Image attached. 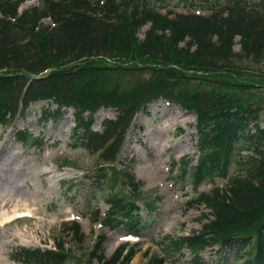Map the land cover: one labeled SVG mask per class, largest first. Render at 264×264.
Here are the masks:
<instances>
[{
    "label": "trees",
    "instance_id": "trees-1",
    "mask_svg": "<svg viewBox=\"0 0 264 264\" xmlns=\"http://www.w3.org/2000/svg\"><path fill=\"white\" fill-rule=\"evenodd\" d=\"M21 1L0 0V122L39 101L56 105L52 112L43 110L45 123H57L60 110L71 108L73 147L99 152L101 166L114 168L118 180L136 191L134 175L114 167L135 115L160 98L193 111L199 155L194 165L183 163L180 177L188 176L198 188L215 178L226 179L230 168L242 175L229 177L226 189L215 186L194 199L193 204L205 205L213 216L198 234L167 238L163 245L170 254L189 248L187 264H264L261 107L234 95L264 88L240 65L264 60V0H42L17 15ZM174 1L208 15L171 18L170 12L160 13ZM46 18L54 25L43 23ZM146 24L150 27L139 40L137 34ZM236 36L239 53L233 49ZM126 77L130 82L121 85ZM189 80L196 85L188 88ZM210 82L215 87L205 90ZM102 108L114 109L116 116L95 131L94 116ZM19 138L23 143L34 140L24 133ZM105 170L98 168L94 176L97 190L107 177ZM107 203L105 216L99 219L96 211L93 222L100 220L103 228L112 230L124 224L128 232L140 233L146 221L134 201L117 196ZM146 208L149 212L152 206ZM65 228L82 241L76 222ZM104 242L99 236L89 262H131L135 250L123 256L125 246L106 259ZM213 243H218L217 259L206 262L199 252ZM69 256L61 243L53 251L11 252L12 260L24 264H64ZM150 263L161 260L153 256Z\"/></svg>",
    "mask_w": 264,
    "mask_h": 264
},
{
    "label": "rangeland",
    "instance_id": "rangeland-1",
    "mask_svg": "<svg viewBox=\"0 0 264 264\" xmlns=\"http://www.w3.org/2000/svg\"><path fill=\"white\" fill-rule=\"evenodd\" d=\"M40 1L26 0L22 8L36 6ZM187 8L174 1L161 13L171 11L169 17L172 18L177 13L194 12ZM196 12L205 14L199 10ZM147 28L143 26L137 34L139 40L143 39ZM239 42L240 38L236 37L233 46L236 52H240ZM240 65L250 70L245 72H249L252 78L264 84V60L260 63L244 60ZM125 82H130V77L124 78L121 85ZM195 85V81L189 80L188 88ZM213 87L215 83L210 82L203 88L210 90ZM234 95L243 101L249 100L254 107H261L259 113L264 128V88L235 91ZM47 109L54 111L56 106L53 102H37L30 105L24 114L16 115L13 120L7 119L0 125V166L5 169L6 163L12 164L7 181L0 184V220L15 212L29 215L28 218L11 220L5 229L0 230V234L5 236L0 239V264H24L11 259L14 249L53 250L58 243L70 255L64 264H100L96 259L89 262V255L97 243V236L104 232L103 252L106 258L120 245L126 244V250L133 247L136 251L130 264H150L153 255L162 260V264H187L191 260L188 248L170 254L163 241L199 233L212 219L209 209L193 204L198 194L209 191L211 185L204 183L195 189L188 176L184 180L179 178L182 158L195 164L198 155L193 112L159 99L148 106L146 113L136 115L115 162L116 170L128 168L137 183L140 182L134 191L131 185L118 180L114 168L106 170L107 179L101 190H97L94 172L102 164L98 153L73 147L70 133L74 125L72 109L60 110L58 123L52 120L43 123L42 111ZM115 116L114 109L102 108L94 117V130H100L103 121ZM20 132L29 134L34 140L22 143L18 137ZM0 174L1 177L6 175L4 171ZM238 174L242 175V172L230 168L227 177ZM227 180L215 181L219 188L226 189ZM117 196L134 201L142 209L141 217H146L137 238L124 236L129 233L124 224L114 231H103L98 224H91V216L97 210L104 214L107 200ZM146 204L152 206L148 214ZM67 221L80 224L82 241H78L74 231L65 228L68 224L64 222ZM217 249L214 244L199 253L206 261L215 260L213 252Z\"/></svg>",
    "mask_w": 264,
    "mask_h": 264
},
{
    "label": "bare ground",
    "instance_id": "bare-ground-1",
    "mask_svg": "<svg viewBox=\"0 0 264 264\" xmlns=\"http://www.w3.org/2000/svg\"><path fill=\"white\" fill-rule=\"evenodd\" d=\"M12 164L11 163H6V165H5V169H3L2 168V166H0V173H1V171H4L5 173H6V175H4V177L2 176L1 177V174H0V184H2V182H6L7 181V174H8V172H11L12 171ZM24 215H27V216H29L28 214H26V213H19V212H15L12 216H8L7 215V217H5L4 219H2V220H0V230L1 229H5V227L7 226V225H9V222L11 221V220H15V219H19V217H24ZM5 236H2V234H0V239L1 238H4Z\"/></svg>",
    "mask_w": 264,
    "mask_h": 264
},
{
    "label": "snow or ice",
    "instance_id": "snow-or-ice-1",
    "mask_svg": "<svg viewBox=\"0 0 264 264\" xmlns=\"http://www.w3.org/2000/svg\"><path fill=\"white\" fill-rule=\"evenodd\" d=\"M128 239H131V237H129Z\"/></svg>",
    "mask_w": 264,
    "mask_h": 264
}]
</instances>
